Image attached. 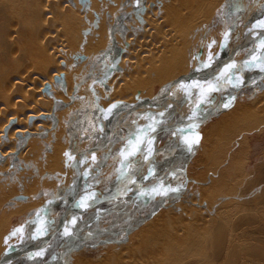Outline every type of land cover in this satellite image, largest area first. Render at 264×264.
<instances>
[{
	"label": "bare ground",
	"instance_id": "6f19581e",
	"mask_svg": "<svg viewBox=\"0 0 264 264\" xmlns=\"http://www.w3.org/2000/svg\"><path fill=\"white\" fill-rule=\"evenodd\" d=\"M207 5L213 6L209 0H0V203L8 200L21 203L18 201L26 196L22 206L14 207L15 212L37 203L33 201L45 184V179L39 180V177H47L61 169L74 133L81 134L90 128L92 113L87 119L82 118L84 121H75L71 137H68L65 116L73 107L85 105L92 99V94L99 97L96 103L103 106L107 114L114 106L135 100L137 90L147 88L148 79L160 82L172 69L178 76L186 74L184 64L194 70H212L216 66V55L213 57V54L219 45L214 40L212 44L204 43L207 34L204 29L197 31L196 39L191 38L192 43L186 51L177 40L183 37V25L198 24L196 16ZM188 10L189 18L192 17L189 23L183 24L182 19ZM262 14L264 0H253V4L251 1L244 17L236 18L228 26L217 57L226 47L232 50L236 44L241 45L247 29L254 23L256 25ZM254 60L247 64L252 66ZM259 68L264 70V58L248 70L244 79ZM235 75L233 71L227 75L225 90L230 89ZM83 77L86 80L80 84ZM89 82L92 93L87 89ZM147 95L146 91L140 97ZM168 99L169 96L161 104ZM130 113L108 125L110 132L113 130L116 143L124 138L123 125L129 123ZM239 119L248 126L264 125V89L246 101L232 103L210 127L217 133L223 128L229 131ZM57 121L60 125L53 130ZM187 133L183 129L178 136H185L187 142L190 137ZM104 141L107 145V150L104 147V160L115 161L117 146L113 145L111 138L105 139L103 135L102 147ZM142 141V137L138 138L131 158L113 172V177L132 160ZM199 147L197 153L201 151ZM84 149L80 143L75 146L77 154L83 153ZM92 153L95 156L88 157L78 168L82 166L86 172L90 166H97L100 156L94 151ZM197 159H201V153ZM70 162L67 160L65 163L68 169ZM199 168L188 178L192 184L199 185L192 192L195 194L193 197L190 198L188 191L182 195L183 191L179 198L171 199V205L155 209L144 221L137 218L129 222V214L115 218L116 221L113 220L107 228L123 226L122 232L129 233L131 229L134 232L129 233L127 239L117 237V243L111 248L108 245L94 258L76 256L75 264H144L141 256H150L152 251L160 250V243L172 251L174 261L164 263L157 258L154 264H264V221H261V216L262 224L251 232L254 240L243 242L229 235L226 223L230 218L244 224L250 223L255 216L234 209L236 204L230 203L232 199L223 200L213 208L211 201H207L208 198L214 200L209 189H215L214 181L219 186L223 185L222 176L218 173L216 180H209L204 168ZM200 201L208 203L198 209L193 202ZM204 210L203 214L208 213L210 220L218 223L208 239L197 236L185 249L175 247L179 241L176 237L183 233L192 236L200 229L205 220L201 215ZM3 213L0 212V226ZM191 219L192 224L189 225ZM109 220H103L102 224L109 223ZM70 227L76 235L72 224ZM77 238L79 248H84ZM104 241L102 237L97 243ZM71 255L66 264H69ZM155 256H158L157 252Z\"/></svg>",
	"mask_w": 264,
	"mask_h": 264
},
{
	"label": "rangeland",
	"instance_id": "374dc122",
	"mask_svg": "<svg viewBox=\"0 0 264 264\" xmlns=\"http://www.w3.org/2000/svg\"><path fill=\"white\" fill-rule=\"evenodd\" d=\"M251 1L253 4V0H209L213 6L209 7L207 5L200 9L198 15L196 16V18L199 19L198 24L195 26L190 25L188 27L183 25V37L181 39H177L178 41H181L182 50L186 51V49L192 43L191 38L196 39L195 36L197 31L199 29H204L207 32L204 43L212 44L214 40L216 45H219L215 48L216 51L213 54V57L215 55L217 57L221 52L220 47L223 43L222 41L225 39V31L231 26V24H233V21H235L236 18L244 17L246 11H248ZM188 12L189 10L185 11L184 17L182 19L183 24L190 22L189 20L192 16L189 18ZM112 25L113 23L110 26ZM194 32L195 34L193 35ZM214 34L215 36H213ZM187 37L188 42L184 43ZM262 61L263 59L259 62ZM89 63L93 64V61H90ZM184 66V68L187 69L185 70L186 73L194 70V68L190 69L187 67V64H184ZM218 71L211 76L203 77L202 79L191 80L189 82L191 83V88H184V101L182 104V110H185L186 108L191 110L199 104H203L217 91V89H215L216 87L205 90L202 88L201 83L209 77L216 75ZM177 77H179L177 75V71L172 69L166 73L165 79L161 80L160 82H157L153 79H148L149 84L147 85V88H140L139 91L137 90V93L135 94V100L131 101L130 103H134L142 98H151L153 95L158 93L166 83ZM85 80L86 79L83 77L80 81V84ZM90 83L91 82L87 84V89L91 90L90 92L92 93V86ZM196 83H198L199 86H194ZM179 84H176L171 89L169 99L165 101V103H162L156 107L145 106L132 111L130 113L131 117L129 118V123L123 125V131L125 133L122 140L116 143V139H114V135L112 134L113 130L111 132L110 130L105 132V139L111 138L113 145L117 146V157L116 160L112 162L104 160V147L105 150H107V145H105L104 141L105 146L103 145L102 147V138L104 135L103 120L107 117V114H105L104 107L99 106L96 103V100L99 101V97H96L94 94H92V99L88 100L85 105L80 104L76 107H73L64 118L67 136L71 137V130L74 127L75 121L87 119V117L92 113L90 128L81 134L78 132L74 133V136L71 138L72 142L69 147L70 151L65 155L64 166H62L61 169H59L57 172L50 173L47 177L44 175L39 177V180L45 179V184L40 189L36 200L33 201L37 202L36 204H33L30 207H22L20 208L19 212H15L14 207H18L20 205L22 206L26 196L21 197V199L18 201L21 203L13 202L12 200L0 203L2 205V207H0V212H4L3 217L1 218L2 225L0 226V256L8 247L16 244L20 240L26 226L33 218L36 210L42 205V203H44V201L48 198L60 195L65 189L66 181H69L71 176L78 173V167L73 166L72 169H68L65 166L67 160L72 162L73 159L78 157L79 154H77L75 150V146L78 143L85 147V151L83 150L84 152L94 151L97 153V156H100V161L98 162L97 166H90L86 172L81 166V174L89 172L91 169L98 167L99 163L104 162V164L100 167L101 169L103 168V170L100 171V169H98L99 171L97 170L95 173L89 175V178H87V180L85 179L81 183L80 187L87 188L94 187L102 183L104 184L108 181V179L113 177L114 171L117 172L120 168H122L125 162L131 158L134 144L137 142L138 138L142 137L144 139V135H147L156 126L161 125L162 123H170V121L173 119V116H167L166 114L160 113V111L163 110L167 105L175 104L178 99H181L179 96ZM262 89H264V78L256 85L246 87L240 91L236 96L235 102L246 101L247 99L252 98L258 91ZM146 91L148 93L147 97H140L142 96V93ZM125 104L128 103L121 105ZM221 116L222 112L218 116L213 117L203 123V126L200 128L201 137L199 148L201 151L198 153L196 152L189 161L186 158L189 153L186 154L185 149H187L189 152L191 151V147H189V149L187 148L188 145L185 142V137L180 138L174 152L181 153L183 155L172 161H170L169 158L160 156L162 161L164 159L168 160V169H165L162 172L158 171L160 173L151 176L146 175L142 185L140 186L141 190L139 192L129 193L111 201L104 203L102 202V204H98L96 207L85 212L86 214L84 215L76 214L71 219L70 226L71 224L73 225L74 233L80 238L79 240L81 241V244H83L85 247L82 250L73 251L71 259L69 260V264L76 263V256H82V259L94 258L98 254L103 253L102 250L107 248L108 245V248H111L115 243H117L113 241L109 243L103 242L97 244L98 240L102 237L103 239L108 240H115L117 237L119 239H127V235L131 232H134L132 229L129 231V233L122 232L121 230L123 229V226L121 228H107L110 226L112 221L115 220V218L120 216L122 218L129 214L130 222V220L132 221L143 216H148L153 210L156 208H162L163 205V208H167V206L171 205L172 203L171 199L179 198L183 191L184 192L182 195L188 191L190 198L193 197L195 194L192 192H194L195 188L197 189L199 185L192 184V182H189L188 178L196 174V169H200L199 166L204 168V171L206 172L205 175L206 177H209L207 178L209 180L210 178L216 180V178H218V173H220L222 176L221 180H223L224 184L219 186L217 183H214V181L213 187L215 189H209V193L214 200L208 198L207 201H211L213 208H215L214 206H217L223 200L232 199L233 202L230 201V203H233L234 205L236 204V207H233L234 209L238 208L244 210V212L247 214L249 213L255 216V219H253L250 223L244 224H238L237 220L234 221L230 218L226 223L228 226V234L243 242L254 240L252 237L253 234L251 233L252 230L254 228H259L262 224L261 221H264V175H262L264 173V125L259 124L248 126L244 120L239 119L233 127L231 126L232 128L229 131H225L226 128L220 129L218 133L216 131H212L210 126L216 123L221 118ZM59 123L60 121H57V124L54 125L52 129L54 130L56 127L58 128L60 125ZM106 126H108V124H106ZM170 138L171 137L169 134L165 132L159 134L156 141L157 148L161 150L168 148V141ZM200 153L201 159L199 160L197 158ZM16 159L17 158L14 160ZM201 160L202 163H200ZM109 165V169H106L105 167ZM157 165L159 166L160 163H157ZM19 169H21L20 166ZM31 177L34 176L32 175ZM262 177L263 179H261ZM260 179L262 182H259ZM197 183L203 184L202 182ZM179 186L182 188L178 189ZM189 196L185 197L186 200ZM61 202L62 201L55 203L52 209L48 210L49 214L56 215L60 213L64 207ZM161 202H164V204H162L161 207H158ZM228 202L229 201L226 203L228 204ZM193 203L198 205V209H202L208 202L205 203L204 201H200ZM191 207H193V205H191ZM203 212L206 211H202L201 214L205 220H203L204 223L201 224L200 229L192 236H189V233H183L181 237H176V239L179 241L176 243L175 247L185 249L191 242L192 238H196L197 236H201L202 238L204 237L205 240L208 239L209 235L212 233V230L217 226L218 223L216 220H210L211 216H209L208 213L203 214ZM1 215L2 214H0V216ZM259 216H261V221L259 220ZM105 219H110L109 223L102 224V221ZM187 220L188 218H186V221ZM191 224L192 219L190 220L189 225ZM258 235H261V233ZM96 238H98V240ZM76 242L77 241L73 242V246L77 245ZM159 246L161 249L158 251H152L150 256H141L143 259L142 262L144 264H154V261L157 258H160L164 263L172 259L174 261V254L172 251L167 250L163 243H160ZM156 252L158 253V256L153 257L154 253ZM29 259V257L23 255L11 264H30L32 261ZM98 264L101 263L99 262Z\"/></svg>",
	"mask_w": 264,
	"mask_h": 264
},
{
	"label": "water",
	"instance_id": "95a60500",
	"mask_svg": "<svg viewBox=\"0 0 264 264\" xmlns=\"http://www.w3.org/2000/svg\"><path fill=\"white\" fill-rule=\"evenodd\" d=\"M242 44L245 43L242 42L241 45L236 44L234 49H229L227 52L225 50L221 57H216V66L212 70H192L189 73L180 75L179 77L166 83L160 89V91L151 98H142L134 103L114 106L113 109L107 112V117L103 120L104 136L106 135L105 132L109 130L106 124L109 125L115 120L123 117L125 114H128L138 108L145 106H159L162 101L166 100V98L170 96L171 89L176 84L183 82L185 86L189 87L190 89L191 83L189 82L191 80L202 79L203 77L215 74L225 63L228 62L230 58H233L236 51L241 48L240 46H243ZM256 50L257 48L253 47L245 57L236 60L235 63L238 64L236 69L239 67V65L246 66L248 65L247 62L249 63L250 61H253L258 55ZM255 53L257 55H255V58H253ZM233 72L236 74L238 71L233 69ZM259 81L261 80L257 79L254 81V83L249 82L246 85L257 84ZM230 84L231 87L228 90H225L227 89V85L225 83L222 84L219 89L203 104H200L189 110L175 121L158 125L152 129L147 135H145L141 145L138 148V151L132 160L116 176L109 179L103 185L99 187H80L81 183L85 179L87 180L89 175L95 173L101 167V165L104 164V162L99 163L98 167L91 169L85 174H81L79 168L78 173L71 176L67 188L60 195L48 198L36 210L33 218L29 221L27 230L23 234L21 240L18 243L8 247L1 254L0 264H11L19 257L31 251L42 248L50 241L52 236L60 229L63 224L66 230L65 235L53 253V256L49 258V260H47L44 264H50L55 258L61 260L62 258L66 257V260H68V257L73 251L83 249L82 247L79 248V241L77 242L76 246H73V242H75L73 240L78 238L73 234L70 227L72 217L76 214H83L102 202L113 200L129 193L139 192L141 190L140 186L142 185L146 175L151 176L160 173L165 169L167 170L168 160L164 159L162 161L160 156L169 158L170 161L177 158V155L174 154V151L179 142L178 140L181 137L178 136V134L183 129L186 130V133L194 132L196 136L194 140L195 145L192 146L191 152L187 156L185 155L189 161L191 159V155H195V152L200 146L201 132L199 125L213 117L218 116L223 110L229 108V106L235 102L237 91L240 87L236 82V75L233 77ZM225 105H227V107H225ZM191 123H196V126H191ZM165 131H170L169 136L171 138L168 141V148L162 149V151L161 149L157 148L156 141L158 135ZM92 154V151L79 154L78 157H76V159L70 163V169H72L73 166L79 167L88 157L91 158L95 156ZM157 163H160V165L158 166ZM156 165L159 167V169L156 168ZM180 188L182 187H179L178 189ZM60 200H67L62 211L56 215L49 214L48 210L52 209L54 204ZM162 204H164V202H161L158 207H161ZM154 212L155 210L152 211V213ZM66 216L67 219L64 222V218ZM146 218L147 216L140 217L139 221H144ZM117 240L119 239H105L104 242H116ZM62 264H66V262L64 261Z\"/></svg>",
	"mask_w": 264,
	"mask_h": 264
},
{
	"label": "flooded vegetation",
	"instance_id": "af4514ba",
	"mask_svg": "<svg viewBox=\"0 0 264 264\" xmlns=\"http://www.w3.org/2000/svg\"><path fill=\"white\" fill-rule=\"evenodd\" d=\"M263 15L264 14L261 15L262 18L260 17L259 20L256 21V25L254 23L252 26H250L247 29L248 31L243 36V38H241L242 40L240 39L245 44H242L243 46H241L240 50L236 51L233 58H230L228 60V62L225 63L219 69V71L216 75L209 77L208 79H206L205 81H203L201 83L203 89H205V90L206 89H213L216 87L215 89L218 90L219 87L222 84H224V80L227 78V75L231 71H233V69L238 71L236 73V82H237V84H239L240 87H239V90L237 91V95L240 91H242L246 87L256 85V84L246 85L247 83H249V82L254 83L255 80H257V79L262 80L264 78V70L262 68H259V70H257V72L251 73L250 77H248L247 79H244V76L247 75L248 70H250V68H253L255 66V63L261 61L264 57V26H262V25H264V16ZM253 47L257 48V53H258V55L256 56V58L253 62V65L252 66H249V65L241 66V65H239V67L236 69V67L238 66V64L235 63L236 60H238L242 57H245L246 54ZM225 50L227 52V50H229V48L226 47ZM241 52H243V53H241ZM241 76H243V78ZM180 83L181 84H179V88H180V95L179 96L181 97V99H178L175 104L167 105L163 110L160 111V113L166 114L167 116H173V119L170 122H173L176 118H179L180 116H182L183 114H185L189 111V109H187V108L185 110H182V104L184 101V99H183L184 93L183 92H184V88L186 89V86H184L183 82H180ZM196 85L199 86L198 83H196L194 86H196ZM167 123H169V122H167ZM190 125L196 126V123H191ZM202 126H203V124L199 125V129ZM165 133L170 134V131H165ZM188 135L190 136V137L188 136L190 140L188 139V141L186 142L188 145L187 148L189 149V147H191V149H192V146H193V143L195 140V139H193L195 137V133L190 132ZM185 150H186L185 151L186 154L191 152V151L188 152L187 149H185ZM174 154L177 156L180 155L179 157H181L183 155L181 153H175V152H174ZM102 184L97 185V187L101 186ZM66 201L67 200H62L61 204L63 206H65ZM108 201H111V200H108ZM105 202H107V201H105ZM66 219H67V216L64 218V222L66 221ZM65 232H66L65 226L63 224L60 227V229L52 236L50 241L45 246H43L42 248H40L38 250L31 251V252L25 254L24 256H27L30 258L29 260L32 261V263H30V264H44L47 260H49V258H51L53 256V253L55 252V250L59 246L61 240L63 239V237L65 235ZM64 261L66 262V257L62 258L61 260H57V258H55V260L53 259L50 264H62V263H64Z\"/></svg>",
	"mask_w": 264,
	"mask_h": 264
},
{
	"label": "snow or ice",
	"instance_id": "6c2138e0",
	"mask_svg": "<svg viewBox=\"0 0 264 264\" xmlns=\"http://www.w3.org/2000/svg\"><path fill=\"white\" fill-rule=\"evenodd\" d=\"M262 26H264V25H262ZM225 107H227V105H225Z\"/></svg>",
	"mask_w": 264,
	"mask_h": 264
}]
</instances>
